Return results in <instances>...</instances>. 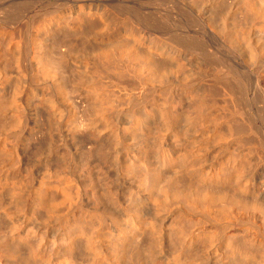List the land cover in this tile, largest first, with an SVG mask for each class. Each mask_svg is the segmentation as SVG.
Wrapping results in <instances>:
<instances>
[{"label": "bare ground", "instance_id": "bare-ground-1", "mask_svg": "<svg viewBox=\"0 0 264 264\" xmlns=\"http://www.w3.org/2000/svg\"><path fill=\"white\" fill-rule=\"evenodd\" d=\"M176 2L192 36L147 34L137 22L148 24L150 15L110 0L76 18L45 11L30 32L27 24L24 35L2 43L9 45L0 49V264H264L263 124L243 107L252 105L251 92L264 96V0ZM66 13L71 19L60 17ZM92 14L114 28L112 37L127 34L130 41L117 38L86 58L94 102L76 159L56 140L50 82L55 65L70 62V52L56 54L57 47L71 31L85 39L82 26ZM48 35L53 43L44 49ZM219 35L228 45L222 60L207 53L205 40ZM207 55L213 59L206 63L217 61L215 71ZM127 77L134 90L147 82L156 87L142 98L132 94V108L120 111L122 95L110 88ZM34 101L35 122L23 136L25 108ZM39 111L48 114L42 125Z\"/></svg>", "mask_w": 264, "mask_h": 264}, {"label": "rangeland", "instance_id": "rangeland-1", "mask_svg": "<svg viewBox=\"0 0 264 264\" xmlns=\"http://www.w3.org/2000/svg\"><path fill=\"white\" fill-rule=\"evenodd\" d=\"M30 1V2H29ZM56 1V2H55ZM60 1V2H59ZM83 1V2H82ZM82 1H80V0H0V15H2V16H0V45L2 44V43H9V40H12L11 38H10V36H12V35H16L17 36V34H19V33H21V35L23 34L22 32L24 31L25 32V29H27V24L30 26H28V31L30 32L31 31V28L33 29V28H35L37 25H38V21H39V17H40V15H41V17H42V15H44L45 14V11H48V12H52V11H54V10H65V11H67L68 10V12H69V17H71V18H76V14L75 13H77L78 14V12L79 13H82V12H85V11H87V12H89L91 9V11L92 12H95L96 11V9L97 8H99V7H101V5L102 6H104V7H108L109 5H110V0H82ZM103 1V2H102ZM122 1V0H121ZM124 1V0H123ZM128 2L130 1V2H132V5H134V7H136V9L138 10V8H139V13H140V15H142L143 17H145V18H147L149 15V17H151V19L150 18H148V19H150L151 21V26L149 25V23L150 22H148V24L145 22H141V21H138L137 22V27H139L138 29H141L143 32H145V33H147V34H150V35H152L153 34V36H157V37H169L170 35H171V33L173 34V32H176V34H179L180 32V34L181 35H189V36H192L191 35V33L189 32V27L187 26V27H185V26H182L180 23H184L185 24V22H183L182 21V19L183 20H185L186 21V19H187V17H185V16H188V14L187 13H185V14H187V15H183V14H180L182 11H180L181 9H182V7H181V5L180 4H178L177 2H176V0H127ZM144 1V2H143ZM152 1V2H151ZM174 1H175V4H174ZM58 2V3H57ZM85 2V3H84ZM136 2V3H135ZM35 3V4H34ZM57 3V4H56ZM82 3H83V5H82ZM94 3H95V5H94ZM106 3H108V4H106ZM140 3H142V4H140ZM146 3V4H145ZM152 3V4H151ZM172 3H173V5H172ZM53 4V5H52ZM65 4V5H64ZM81 4V5H80ZM147 4H148V6H147ZM100 5V6H99ZM106 5V6H105ZM150 5H152L153 7H150ZM159 5V6H158ZM170 5V6H169ZM45 6V7H44ZM49 6V7H48ZM63 6V7H62ZM81 6H82V8H81ZM84 6V7H83ZM94 6V8H92ZM99 6V7H98ZM160 6H162V7H160ZM179 6H180V8H179ZM21 7H22V9H21ZM72 7V8H71ZM76 7V8H75ZM86 7H88V8H86ZM138 7V8H137ZM143 7H144V9H143ZM175 7V8H174ZM179 9H178V8ZM18 8V9H17ZM26 8V9H25ZM71 8V9H70ZM81 8V9H80ZM90 8V9H89ZM159 8V9H158ZM160 8H162V9H160ZM164 8V9H163ZM178 10H177V9ZM75 9V10H74ZM87 9V10H86ZM89 9V10H88ZM141 9V10H140ZM157 9V10H156ZM81 10V11H80ZM145 11H146V13H145ZM156 11V12H155ZM160 11H162V12H160ZM47 12V13H48ZM71 13V14H70ZM149 13V14H148ZM184 13V12H183ZM4 14V15H3ZM67 14V15H66ZM66 14H64L63 16H60V17H63V18H66V17H68V13H66ZM73 14H75L74 16H73ZM145 14H146V16H145ZM79 15V14H78ZM77 15V16H78ZM94 14H92L91 16H90V18L89 17H87V19H86V22H87V27H86V24L84 25L85 27H83L82 26V28L84 29V30H86V29H88L89 30V32H87V34H86V32L82 29V31H84V33H85V35L87 36L88 34L90 35H88L87 37H85V39H87V40H85L82 36L80 37V35H78V36H76V39H75V37H74V35H77V33L76 34H73L72 33V31H71V33H72V35H71V33L69 32V31H64V32H68V33H70V36L71 37H69V35L68 34H65V36L66 35H68V37L70 38H68L67 36V39H66V37L62 34V33H64V32H59V34L61 33V35H62V38L64 39H66L67 41H65V45L64 44H62L63 46L61 47H57L58 48V50L57 51H55V52H57L56 54H58V53H60L61 51L63 52V53H68V51L70 52V53H68V61H72L71 63L70 62H68L69 64H67L66 65V67H62L61 69H59L60 67L59 66H62V65H60L59 64V66H57L58 65V63L54 60L53 62V65H52V67L54 66V64H56L55 66L56 67H58V68H54L53 70L55 71V69H56V71L55 72H52L53 73V75L54 76H56L57 77V75H55L56 73L59 75L58 76V78L59 79H57V78H55L54 76L52 77L53 79H51V82H50V85H51V87H50V92H51V96L53 95L54 96V101H55V103L57 104L56 106H55V110L57 111V109L56 108H58V110L59 111H55V114H57V115H55V117H57V118H55L56 119V121H57V129L58 130H56L57 131V133L55 132V134H56V140H57V142H60V145H59V143H58V145L61 147V146H63L62 148L63 149H65V150H71L72 152H73V154L75 153L76 155H75V157H76V159L79 157V158H81L82 157V155L80 156L79 155V153L80 154H82L81 153V151L82 150H80V151H78L79 149H77L78 148V146H80L81 145V143H82V141H84L85 140V138L88 136L87 135V133L89 134V132H88V130H89V118H90V112H91V108L90 107H92V103L94 102V99H93V95L91 94V92L93 93V91H92V88L94 87L93 86V84H88V81H90L89 80V78L90 79H92L89 75H91V73H93V72H91V71H88V68H89V61L87 60V59H89V58H91V57H93V55L94 54H96L95 52H97L96 50H98V46L99 47H101V45H103L104 44V46L106 45L107 46V43H111L113 40H115V39H121V38H123V40H125V41H127L126 40V38L128 37V39H129V41H130V37L129 36H127V34H125V36H124V34H122L121 36H124V37H112V33L114 32V31H112L111 29H108V27L107 28H105L104 26V22L102 21V20H100V19H102L98 14L97 15H94ZM156 15H157V17H156ZM170 15V16H169ZM182 15V16H181ZM25 16V17H24ZM66 16V17H65ZM96 16L98 17L99 16V18L97 19L96 18ZM185 17V19H184V17ZM40 17V18H41ZM68 17V18H69ZM155 18V19H153V18ZM181 17H183V18H181ZM71 18H69V19H71ZM92 18H94L93 19V24H95L96 22H97V24H98V26H96L95 25V28H93L94 26H91V28H88V27H90L89 25H88V23L90 22V20H92ZM97 20H96V19ZM158 18L160 19V20H158ZM171 18V19H170ZM34 19H36V20H34ZM67 19V18H66ZM65 19V20H66ZM89 19V20H88ZM175 19V20H174ZM89 22H88V21ZM158 21L157 23H159V22H161V23H164V24H166L168 27H166V25L164 26V24H162L163 25V27L165 28L166 27V31L165 30H161L158 26H159V24H161V23H159V24H157V23H153V21ZM96 21V22H95ZM101 21V22H100ZM11 22V23H10ZM92 22V21H91ZM95 22V23H94ZM177 22H178V25L180 24V26H179V29H177V25H175V24H177ZM153 23V24H152ZM23 24V25H22ZM90 25L92 24V23H89ZM92 24V25H93ZM101 24V25H100ZM143 24V25H142ZM25 25V26H24ZM100 25V26H99ZM149 25V26H148ZM23 26V27H22ZM173 26H175V27H173ZM19 27H21V28H19ZM102 27V28H101ZM155 27V28H154ZM182 27V28H181ZM184 27V28H183ZM22 28H23V30H22ZM110 28V27H109ZM112 28V27H111ZM169 28V29H168ZM186 28H188V30L186 29ZM18 29L20 30V31H18ZM92 31H91V30ZM106 29L107 30H109V31H106ZM157 29V30H156ZM176 29H177V31H176ZM182 29H183V31H182ZM186 30V32L187 33H184V31ZM88 30H86V31H88ZM95 30H99L98 32L97 31H95ZM110 30L112 31V32H110ZM180 32H179V31ZM27 31V30H26ZM101 31V32H100ZM102 31H104V32H102ZM105 31H106V33L107 32H109V33H107V35H106V33H105ZM156 31H157V33H156ZM11 32H12V34H11ZM15 32H18V33H16L15 34ZM94 32V33H93ZM11 34V35H9V34ZM98 34V35H96V34ZM100 33H102V34H100ZM105 33V34H104ZM155 33V34H154ZM79 34V33H78ZM93 34V35H92ZM24 35V34H23ZM53 35V36H52ZM51 36V38L52 39H56V36H54L55 35V33H53ZM56 35H58V34H56ZM99 35H104L103 37H101V36H99ZM64 36V37H63ZM96 36H98V37H96ZM111 36V37H110ZM47 38H45L47 41L45 42V40H44V49H50V46L52 45V43H53V40L50 38V35H48V36H46ZM57 37H61L60 35L59 36H57ZM89 37V38H88ZM107 37H110L109 39L107 38ZM222 37V38H221ZM221 37H220V35H219V38H214V37H212V36H209V38L207 37V39H205L207 42V46H208V54L210 53V55L212 54V51L214 52V54L212 55V56H214V59H215V57H216V55H218V60H222V58H224L223 57V55L224 54H226V52H228V45H227V43L225 42V40L223 39V36L221 35ZM12 38H16V40L19 38V35L17 36V37H14V36H12ZM48 38H49V40H48ZM125 38V39H124ZM54 39V40H55ZM64 39V40H65ZM73 39V43H75L74 45H72L73 43H71V40ZM103 41H102V40ZM8 40V41H7ZM52 40V41H51ZM76 40H78L77 42H78V44H76ZM108 40V41H107ZM122 40V39H121ZM122 40V41H123ZM68 41H70V42H68ZM80 41V42H79ZM83 41V42H82ZM212 41H214V42H212ZM66 42H68V44L69 45H67L66 44ZM81 42H82V45H81ZM49 43H50V45H49ZM71 43V44H70ZM85 43V44H84ZM92 43V44H91ZM209 43V44H208ZM216 43H219V46H218V48L216 47ZM80 44V45H79ZM96 44H98L97 46H96ZM215 46H214V45ZM9 44H2L1 46H0V49H2V50H5L7 47L6 46H8ZM77 47H76V46ZM94 45V46H93ZM45 46H47V47H45ZM70 46V47H69ZM73 46L75 47L73 50H72V48H73ZM83 46V47H82ZM96 46V47H95ZM72 47V48H71ZM78 47H79V49H78ZM87 47V48H86ZM56 48V49H57ZM70 48V49H69ZM85 48V49H84ZM56 49H54V50H56ZM61 49V50H60ZM87 49V50H86ZM91 49V50H90ZM214 49V50H213ZM221 49H222V51H221ZM89 50V51H88ZM209 50H212V51H209ZM82 51V52H81ZM94 51V52H93ZM224 51V52H223ZM89 53L90 52V54H87V53ZM222 52V53H221ZM94 53V54H93ZM218 53V54H217ZM220 53V54H219ZM79 54V55H78ZM55 55V54H54ZM71 55V56H70ZM154 55H156V54H154ZM153 55V57H154V59L157 57L158 58V56H154ZM158 55V54H157ZM210 55H207V59H204V62L206 63V61H208L209 60V63H212V59H213V57L211 56L210 57ZM56 56V55H55ZM54 56V57H55ZM80 56V57H79ZM88 56H90V57H88ZM76 57V58H75ZM83 59H82V58ZM209 57H210V59H209ZM78 58V59H77ZM87 58V59H86ZM156 58V59H157ZM159 59V58H158ZM157 59V60H158ZM216 59H217V57H216ZM27 60H29V59H27ZM211 61V62H210ZM214 61V63H213V65L212 64H209V63H206V64H209V67H210V69H212L213 71H215L214 69H217L216 67H214V65H215V63L217 62L216 60H213ZM216 61V62H215ZM235 61V63H238V64H240V65H242L243 63H242V61L241 60H239V59H236V60H234ZM29 62V61H28ZM27 62V63H28ZM84 62V63H83ZM85 62H88L86 65L88 66V67H85L84 68V66L83 65H85ZM29 64V63H28ZM71 64H72V66H71ZM78 64V65H77ZM218 64V63H217ZM216 64V65H217ZM81 65V66H80ZM85 65V66H86ZM214 67H212V66ZM215 65V66H216ZM78 66V67H77ZM75 67H76V69H75ZM83 67V68H82ZM67 70H66V69ZM69 68H70V71H73V72H70L69 71ZM78 68V69H77ZM83 70H82V69ZM87 68V69H86ZM63 69V70H62ZM65 69V70H64ZM81 69V70H80ZM62 70V71H61ZM74 71H77V72H74ZM82 71V72H81ZM90 72V73H89ZM60 73H62L61 75H60ZM83 73V74H82ZM87 73V74H86ZM88 75V76H87ZM61 76V77H60ZM62 76H64L63 77V79H61L62 78ZM70 76V77H69ZM80 76V77H79ZM67 77V78H66ZM85 78V77H87L86 78V80H84L83 78ZM89 77V78H88ZM93 77H94V75H93ZM133 77V76H132ZM132 77H127L128 79H126L127 81H123L124 82V84L123 85H116V87L117 88H110V90L112 89L113 90V92H114V94H119L120 96H121V99H122V101H120L121 103H123L124 101V103L123 104H121V103H119L118 104V106L120 107V106H122L121 108H119L120 109V111L122 110H124V111H126L127 110V108L129 109V107L130 108H132L131 106H133L132 104H129V102H128V97H130L132 94H134V95H138L139 96V98H142L146 93H149V91L150 90H153L156 86V83L154 84V86H153V84L152 83H154V82H152V83H150V82H147V84L146 85H142L141 87L139 86V88H136V90H134V88H132V86H133V84H128L127 82H129V83H134V78H132ZM72 80H71V79ZM78 78V79H77ZM61 79V80H60ZM67 80L68 79V81L66 82L65 80ZM70 79V80H69ZM80 79H82V80H84L83 82H82V84H80L81 82H78V80L79 81H82V80H80ZM58 81V83H57V81ZM77 80V81H76ZM88 80V81H87ZM104 80V79H103ZM109 80V81H108ZM111 80L112 79H110V78H107L106 80H104V82L105 83H108V84H110L111 83ZM132 82H131V81ZM134 80V81H133ZM54 81V82H53ZM55 81H56V83L57 84H59V83H61V85H59V86H65V87H59L56 83H55ZM61 81V82H60ZM65 81V82H64ZM73 81H75V82H73ZM87 81V82H86ZM11 82L12 81H10L8 84L10 85H6L5 87H4V91H3V94L5 95L7 92V94H9L11 91V87H12V85H11ZM74 84H73V83ZM78 82V84H75V83H77ZM52 83H54L53 85H52ZM64 83H66L65 85H63ZM67 83H69L68 85H70V86H68L67 85ZM148 83H149V85H148ZM12 84H13V82H12ZM87 84V85H86ZM150 84H152V85H150ZM54 85H56V86H58L57 88H54V87H56V86H54ZM92 85V86H91ZM130 85H132V86H130ZM77 86V87H76ZM72 87V88H71ZM74 87H75V89H74ZM79 87V88H78ZM88 87H89V89H88ZM128 87V88H127ZM8 89V88H10L9 89V91H7L6 89ZM62 88V89H61ZM132 88V89H131ZM57 89H58V91H57ZM60 89V90H59ZM64 89V90H63ZM121 89V90H120ZM6 90V91H5ZM54 90H56V91H54ZM63 92H62V91ZM66 90V91H65ZM79 90V91H78ZM91 90V91H90ZM111 90V91H112ZM115 90V91H114ZM117 90V91H116ZM132 90V91H131ZM147 90V91H146ZM149 90V91H148ZM90 93H89V92ZM139 91V92H138ZM6 92V93H5ZM60 92V93H59ZM58 93V94H57ZM62 93V94H61ZM89 93V94H88ZM136 93V94H135ZM56 94V95H55ZM220 94V93H219ZM90 95V96H89ZM218 95V94H217ZM52 96V97H53ZM85 96V97H84ZM88 96V97H87ZM125 96V97H124ZM137 96V97H138ZM142 96V97H141ZM219 96V95H218ZM220 96H221V94H220ZM219 96V98L217 97V100L219 101V99H220V101H221V97ZM86 97H87V99H86ZM123 98H125V100L123 99ZM250 101H251V104L252 105H250V107L248 106H243V107H245L246 109L245 110H247L248 112H249V114L251 115V116H253V118L254 119H257V120H259L260 121V123L261 124H263V132H264V121H262V120H264V119H262L261 120V118H262V116L264 117V96H263V99L262 100H258V98H257V95H254L253 94V92H251V94H250ZM256 100H255V99ZM60 99V100H59ZM86 99V100H85ZM92 99H93V101H92ZM127 99V100H126ZM89 101H91V102H89ZM36 101H34V102H29V104H30V108H29V104H28V107L27 108H29L28 110H27V108H25L26 110H25V114H26V117H25V119H27L26 121H25V126H24V130H23V136H25V135H28V130H30L31 128H32V125L31 124H33L35 121V118H31V117H33L32 116V114H34L33 112H35L36 111V106H34L33 104H36L35 103ZM128 102V103H127ZM222 102V101H221ZM220 102V103H221ZM255 102H256V104H255ZM89 103V104H88ZM257 103H258V106H257ZM260 104V105H259ZM91 105V106H90ZM129 105V106H128ZM35 107V108H33V107ZM125 106V107H124ZM127 106V107H126ZM90 109H89V108ZM124 107V108H123ZM45 107H40L38 110H40L41 112H47L48 113V111L45 109ZM248 108H249V110H248ZM134 109H135V107H134ZM148 109V108H147ZM262 114H260L258 111ZM30 111H31V113H30ZM39 111V119L38 120H41V121H38L41 125H42V123L44 122V119L48 116V114L46 113V114H43V113H41ZM251 111V112H250ZM88 114H87V113ZM30 113V114H29ZM41 113V114H40ZM122 113V114H121ZM27 114H28V116H27ZM257 114H259V115H261V117H259ZM46 115V116H45ZM86 115V116H85ZM88 115H90V116H88ZM120 115L122 116H124V112H120ZM119 115V116H120ZM255 115H256V117H255ZM44 118H43V117ZM58 116H60V117H58ZM121 117L122 119H125L126 117L124 116V117ZM259 117V119H258V117ZM58 118H60L59 120H58ZM86 118V119H85ZM121 120V119H120ZM33 122V123H31V122ZM43 121V122H42ZM84 123H83V122ZM153 121H156V118H154V120ZM88 122V123H87ZM263 122V123H262ZM27 125V126H26ZM30 127H29V126ZM63 125V126H62ZM66 126V127H65ZM65 127V128H64ZM67 128H69V129H67ZM26 129V130H25ZM77 129V130H76ZM67 130V131H66ZM84 130V131H83ZM24 131H26V132H24ZM74 131H76V132H74ZM67 134H66V133ZM77 132H78V135H76L77 134ZM81 132V134H79ZM84 132V133H83ZM73 133V134H72ZM58 134V135H57ZM69 134V135H68ZM85 134V135H84ZM102 134H105V132L103 131L102 132ZM72 135H75V136H72ZM83 135V137H80V136H82ZM58 136H59V138H58ZM69 136H70V138H69ZM77 136H79V137H77ZM75 137V138H74ZM58 138V139H57ZM66 138V139H65ZM82 138V139H81ZM59 139H61L60 141H59ZM73 140H74V142H73ZM68 142V143H67ZM70 142V143H69ZM72 142V143H71ZM78 142V143H77ZM73 144V145H72ZM80 144V145H79ZM78 145V146H77ZM71 146V147H70ZM75 146H77V148L75 147ZM67 148V149H66ZM74 148V149H73ZM75 148L77 149V150H75ZM73 149V150H72ZM70 151V152H71ZM71 152V153H72ZM78 153V154H77ZM79 155V156H78ZM78 158V159H79ZM263 180L262 181H264V174H263V178H262ZM262 183H264V182H262ZM264 185V184H263Z\"/></svg>", "mask_w": 264, "mask_h": 264}]
</instances>
